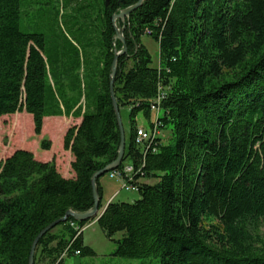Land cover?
<instances>
[{
  "label": "trees",
  "instance_id": "16d2710c",
  "mask_svg": "<svg viewBox=\"0 0 264 264\" xmlns=\"http://www.w3.org/2000/svg\"><path fill=\"white\" fill-rule=\"evenodd\" d=\"M138 1L75 5L91 31L76 30L79 46L22 31V1L0 0V118L27 114L36 136L44 118L80 119L63 137L72 178L27 150L0 161V264H28L43 230L69 211L93 207L91 179L116 159L120 143L110 76L123 44L114 39L112 16ZM116 25L126 52L117 59L113 90L120 117L129 108L118 169L130 163L139 170V198L111 201L95 223L113 242L112 256L264 264V0H142ZM143 36L157 44L156 66ZM160 96L159 129L170 137L144 152L134 144L135 118L151 128V105ZM89 222L69 217L46 232L34 264H64L76 251L94 257L71 226Z\"/></svg>",
  "mask_w": 264,
  "mask_h": 264
},
{
  "label": "rangeland",
  "instance_id": "374dc122",
  "mask_svg": "<svg viewBox=\"0 0 264 264\" xmlns=\"http://www.w3.org/2000/svg\"><path fill=\"white\" fill-rule=\"evenodd\" d=\"M23 8V16L21 17V30L27 33L44 34L47 38L60 40L61 37L66 38L72 44L80 46V32L86 34L90 29L85 25L90 24L83 22L85 12H74V6L78 7L82 0H21ZM90 9V8H89ZM75 25V28H71ZM80 32H78V31ZM142 43L147 48L148 52L153 58V65L158 63V48L157 44L147 36L142 37ZM128 111V110H126ZM127 113V112H126ZM29 117V118H28ZM139 121L136 126L142 129H147L145 121L138 116ZM68 121V120H67ZM122 125L127 126V118L124 121L121 119ZM47 123V122H46ZM60 123H63L60 121ZM49 128V129H48ZM45 136L40 140L37 139L33 133V124L31 116L27 114H14L12 116H5L0 118V158L5 159L10 156L14 151L26 147L34 149L37 155L42 153L40 148L41 141H48L49 144L55 146V153L58 156L59 151L62 149V142L60 144L61 136L64 130L61 129L58 133L51 130L52 127L48 126ZM66 130V128H64ZM160 138L162 144H166L169 140L170 133L167 130H161ZM36 145V146H35ZM2 161V160H1ZM4 161V160H3ZM102 182L104 185L109 186L110 190H114V182H109L106 176H103ZM120 193V195H119ZM119 195V196H118ZM139 198L136 192H126L121 188L118 190L117 196L112 198L113 201L118 202H133ZM99 215V212H98ZM87 224H93L94 219L89 220ZM258 233L264 237V223L258 229ZM114 239H120L121 233L116 234ZM84 244L89 245L95 252L94 257H80L71 256L64 259V264H157L154 260L150 259H127L112 256L114 251V244L111 240L107 239L100 228L93 224L89 229L83 232Z\"/></svg>",
  "mask_w": 264,
  "mask_h": 264
},
{
  "label": "water",
  "instance_id": "95a60500",
  "mask_svg": "<svg viewBox=\"0 0 264 264\" xmlns=\"http://www.w3.org/2000/svg\"><path fill=\"white\" fill-rule=\"evenodd\" d=\"M106 1V5H107ZM142 3V0H139L138 3L132 7H128L126 9L121 10L118 14H115L112 16V22H113V26L115 28V40H120L123 44L122 50L117 52L114 56V61L112 64V69H111V76H110V97L112 100V104H113V108L115 111V115H116V119H117V124L119 127V134H120V143H119V147H118V151H117V157L116 159L110 163L109 165H107L106 167H104L102 170L96 172L92 179H91V184H92V193H93V199H94V205L93 207L86 213H75L72 211H69L66 213L65 217L63 219H61L60 221H57L53 224H51L50 226H48L45 230H43L38 237L35 239V241L32 244L31 247V251H30V255H29V261L28 264H34V253H35V248L37 245L38 240L48 231L52 230L54 227H56L60 222H66V220L71 217L73 218L75 221L78 222H86L89 220L94 219L95 221H97L101 215L103 214L104 210L102 211L101 214L98 215V206H99V197L97 194V189H96V180L99 179L100 177L104 176L105 174H107L110 171L116 170L119 168V166L122 163V159H123V155H124V151H125V133H124V129L122 126V121H121V117L119 114V109L117 106V101L114 95V90H113V82H114V77H115V73H116V67H117V59L119 56L123 55L126 52V47L124 44V39L122 36V30L123 28L119 29L116 25V21H121L124 22L125 18H128L129 14L134 11L138 6H140ZM106 208V207H105Z\"/></svg>",
  "mask_w": 264,
  "mask_h": 264
},
{
  "label": "crops",
  "instance_id": "0c3cea01",
  "mask_svg": "<svg viewBox=\"0 0 264 264\" xmlns=\"http://www.w3.org/2000/svg\"><path fill=\"white\" fill-rule=\"evenodd\" d=\"M126 110L129 111V108L122 109V111H121V119L123 121H124L125 118H127L128 111H126ZM60 121L63 122V123H60ZM135 121L138 122L139 118L136 117ZM79 123H80V119H73V118H70V117L69 118H66V117H47V118L43 119L41 133H40L39 136H36V137H37L38 140L39 139L41 140L45 136V133L48 131V130H46V128H48V126H50V127H52L51 130H53L54 132H57V133L61 129H63L64 130V134H63V136H61V138H63L65 133H66V131H67V129L69 127L77 126ZM64 128H66V130ZM59 142H60V144L62 142V149H61V151H59L58 156H56L57 155L55 153L56 149H55V146L53 147V144H50V148L48 150L42 151V153H40L39 155H37L35 150L31 149V148H29V150H27V151L31 152L33 154L34 158L37 161H39V162H43V163L54 162L57 171L59 172V174L62 177H64V178H72L73 177V173L71 172L70 164H71L73 158H72L71 153L69 151H64L63 150V139H60ZM25 149H26V147H23L20 150H25ZM1 160L3 161L4 159L0 158V161ZM106 179L109 182H114L113 186L115 187V189L114 190H110L109 186L104 185V183L102 182V179H100V185L102 187V198H101L102 208L98 211L99 214H101L102 211L105 209V207L111 201H113L112 198L118 193V190L121 188L120 183L109 180L107 178V176H106ZM119 195H120V193H119ZM95 223H96V221L93 224H95ZM82 237H83V233H82ZM83 244H84V239H83ZM84 245L90 247L87 244H84Z\"/></svg>",
  "mask_w": 264,
  "mask_h": 264
},
{
  "label": "built area",
  "instance_id": "2783aa9c",
  "mask_svg": "<svg viewBox=\"0 0 264 264\" xmlns=\"http://www.w3.org/2000/svg\"><path fill=\"white\" fill-rule=\"evenodd\" d=\"M162 100V96L156 99L155 102L151 105V110L154 113L153 116V124L152 127L149 129H142V128H136L135 130V137H134V144L137 147L145 148L144 152H146L153 141H156L160 137L161 130L159 129V122H158V113H159V104ZM155 149V148H154ZM152 150L153 152L155 150ZM139 170L136 172V170L133 168V166L128 163L125 164L122 169H116L113 171H110L106 174L107 178L111 181H115L120 183L121 189L126 192H138V186L136 183L139 182V180L135 183L134 182V174H137ZM118 194V193H117ZM117 194L115 196H117ZM93 224H86L83 227H77L74 224H71V226L75 229L77 232V236L83 233L85 230L89 229ZM66 253H63L62 257L65 256ZM75 256L79 255V252L76 251L74 253Z\"/></svg>",
  "mask_w": 264,
  "mask_h": 264
}]
</instances>
